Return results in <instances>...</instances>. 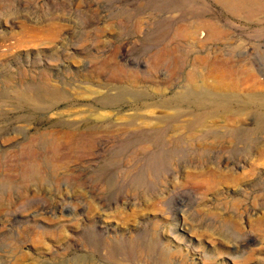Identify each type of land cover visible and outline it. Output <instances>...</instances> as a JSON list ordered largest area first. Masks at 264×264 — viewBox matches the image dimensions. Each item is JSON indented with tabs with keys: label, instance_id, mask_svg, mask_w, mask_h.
Wrapping results in <instances>:
<instances>
[{
	"label": "rangeland",
	"instance_id": "1",
	"mask_svg": "<svg viewBox=\"0 0 264 264\" xmlns=\"http://www.w3.org/2000/svg\"><path fill=\"white\" fill-rule=\"evenodd\" d=\"M199 19L220 36H178ZM0 264H264V11L0 0Z\"/></svg>",
	"mask_w": 264,
	"mask_h": 264
},
{
	"label": "bare ground",
	"instance_id": "2",
	"mask_svg": "<svg viewBox=\"0 0 264 264\" xmlns=\"http://www.w3.org/2000/svg\"><path fill=\"white\" fill-rule=\"evenodd\" d=\"M215 1L218 3L224 4V5L232 6L234 9H238L239 7H243V8L250 7L251 9L254 8L260 11H264V0H215ZM173 4L172 3L171 5L168 4V6H173ZM217 24L209 20H204V19H199L197 21L190 20V21L184 22L182 24V27L179 26L180 29L178 31V34H179L178 36H182L184 38H188L196 42L198 41L199 43L198 42L197 43L201 45L207 42L208 40H210L211 38H215V37L217 38L218 36H220L221 34L220 27ZM209 73H210L209 75L216 76L218 78L220 77L222 78V80H224L225 77H227L224 72L221 74H218V72L216 73L214 70H211ZM188 82H189V88L191 90H196L197 86L194 82L193 75H188ZM22 93L23 95H19L18 97H16L20 102L30 103L31 105H36L39 102H42L46 105V107L43 108L45 111L52 110L53 108L55 109V105L57 103L58 98L53 90H41V89L27 88ZM121 95L122 94H119L115 97L107 96V98H104L101 100L102 104L113 106L114 104H117L118 100L121 98ZM213 107H219V108L224 109L225 111H228L230 109L229 104L225 103V101L215 102L213 103ZM33 108H37V107H33ZM75 129L76 128L70 127L68 130L62 131L64 134L62 135L65 137L64 139H61L62 136L60 137V135L54 134L53 132L39 134L35 137V139L33 138L35 142H39L41 144V147H40L41 149L37 150L40 156V160L38 162H42V163L48 162L46 161L48 158L52 157V159H56L58 156L62 155L63 148H65L66 145H67V148H69L70 145H72L76 141L77 135L74 134ZM43 148L45 149V151L43 150Z\"/></svg>",
	"mask_w": 264,
	"mask_h": 264
}]
</instances>
